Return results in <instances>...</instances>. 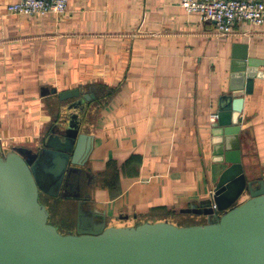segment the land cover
Listing matches in <instances>:
<instances>
[{
  "label": "crops",
  "instance_id": "crops-1",
  "mask_svg": "<svg viewBox=\"0 0 264 264\" xmlns=\"http://www.w3.org/2000/svg\"><path fill=\"white\" fill-rule=\"evenodd\" d=\"M17 1L0 0V155L42 147L65 111L57 94L80 88L94 95L80 115L94 138L81 168L86 213L117 227L205 223L203 204L227 168L213 160L211 118L233 55L264 63V26L238 24L221 37L181 0H70L66 13L43 19L9 13ZM243 99L242 162L264 178V79Z\"/></svg>",
  "mask_w": 264,
  "mask_h": 264
},
{
  "label": "water",
  "instance_id": "water-1",
  "mask_svg": "<svg viewBox=\"0 0 264 264\" xmlns=\"http://www.w3.org/2000/svg\"><path fill=\"white\" fill-rule=\"evenodd\" d=\"M261 66L246 53L233 55L228 94L218 101L211 131L213 160L227 168L203 204L206 223L191 226H109L105 214L84 210L75 234L50 223L41 193L58 197L94 149L80 117L94 95L80 88L58 93L65 111L42 147L0 155V264H264V178L244 168L239 136L243 98L264 79ZM183 212L195 213L194 207Z\"/></svg>",
  "mask_w": 264,
  "mask_h": 264
},
{
  "label": "built area",
  "instance_id": "built-area-1",
  "mask_svg": "<svg viewBox=\"0 0 264 264\" xmlns=\"http://www.w3.org/2000/svg\"><path fill=\"white\" fill-rule=\"evenodd\" d=\"M70 0H18L8 6L9 13L43 19L59 17L68 10ZM182 9L201 22H211L221 37L231 35L238 24L264 26V0H181ZM217 114L211 121H217ZM213 204V209L216 210Z\"/></svg>",
  "mask_w": 264,
  "mask_h": 264
},
{
  "label": "rangeland",
  "instance_id": "rangeland-1",
  "mask_svg": "<svg viewBox=\"0 0 264 264\" xmlns=\"http://www.w3.org/2000/svg\"><path fill=\"white\" fill-rule=\"evenodd\" d=\"M47 200L46 198H44ZM43 198L40 199V202L42 204H46L48 211L50 212V223L55 225L59 231L64 234L67 231L73 229V226L76 224V218H77V203L73 199H67V200H54L50 199L47 200L49 203H46ZM243 201V199H242ZM203 219H200L199 217H193L192 219H184V220H175L174 223L177 226H191V225H197V224H204ZM143 222H154L150 220H142L137 221L135 223L134 220H127L125 222H117L116 224L118 227L122 226H136L137 224L143 223Z\"/></svg>",
  "mask_w": 264,
  "mask_h": 264
},
{
  "label": "flooded vegetation",
  "instance_id": "flooded-vegetation-1",
  "mask_svg": "<svg viewBox=\"0 0 264 264\" xmlns=\"http://www.w3.org/2000/svg\"><path fill=\"white\" fill-rule=\"evenodd\" d=\"M81 168H83V167H81ZM81 168L79 170H75V172L72 174V177L70 178L69 183L68 184L66 183L65 187L60 190L58 197H56V198H62V199H64V197H65L67 199H73V200L77 201L76 224L73 226V229L67 231L64 234H75L76 233L80 211L86 210L84 207L87 204L86 201L91 199V197H90L91 195L89 193H85L86 188H83V186L81 185L82 180H83V182L86 180V182H84V184H85L84 187H86L87 185H90V182H88V181H90L88 176H87L88 178H86V179L85 178L81 179L82 174H83ZM41 198H43V199L46 198L47 200H50V199H53L55 197H51L47 194L41 193L40 199ZM47 200H45V202L49 203ZM44 205L47 206L46 204H44Z\"/></svg>",
  "mask_w": 264,
  "mask_h": 264
},
{
  "label": "trees",
  "instance_id": "trees-1",
  "mask_svg": "<svg viewBox=\"0 0 264 264\" xmlns=\"http://www.w3.org/2000/svg\"><path fill=\"white\" fill-rule=\"evenodd\" d=\"M162 221H170V220H168V219H163ZM171 222V221H170ZM206 223V222H205Z\"/></svg>",
  "mask_w": 264,
  "mask_h": 264
}]
</instances>
